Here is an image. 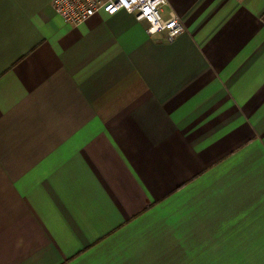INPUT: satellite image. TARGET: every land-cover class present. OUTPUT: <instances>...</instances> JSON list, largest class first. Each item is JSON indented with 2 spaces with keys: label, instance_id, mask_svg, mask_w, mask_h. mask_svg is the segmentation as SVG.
I'll list each match as a JSON object with an SVG mask.
<instances>
[{
  "label": "crops",
  "instance_id": "crops-1",
  "mask_svg": "<svg viewBox=\"0 0 264 264\" xmlns=\"http://www.w3.org/2000/svg\"><path fill=\"white\" fill-rule=\"evenodd\" d=\"M168 10L0 0V264H264V0Z\"/></svg>",
  "mask_w": 264,
  "mask_h": 264
},
{
  "label": "built area",
  "instance_id": "built-area-1",
  "mask_svg": "<svg viewBox=\"0 0 264 264\" xmlns=\"http://www.w3.org/2000/svg\"><path fill=\"white\" fill-rule=\"evenodd\" d=\"M168 0H50L53 11L64 21L78 25L100 11L113 14L124 10L145 23L149 34L163 32L167 41H173L184 31L180 16L173 10L163 15Z\"/></svg>",
  "mask_w": 264,
  "mask_h": 264
}]
</instances>
